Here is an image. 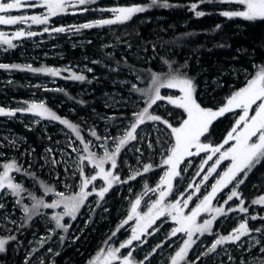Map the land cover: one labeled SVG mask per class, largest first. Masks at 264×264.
Returning a JSON list of instances; mask_svg holds the SVG:
<instances>
[{"label":"rangeland","instance_id":"374dc122","mask_svg":"<svg viewBox=\"0 0 264 264\" xmlns=\"http://www.w3.org/2000/svg\"><path fill=\"white\" fill-rule=\"evenodd\" d=\"M110 1L111 0H97L95 5H91L89 7L98 9L99 7L111 8L114 6H119V3ZM133 1L135 0H125L121 5L130 6V3ZM233 6L235 8L237 7L235 5ZM72 12L73 10L70 9L66 14H60L51 17L47 25H36L31 24V22L24 25H0V32L5 33L9 38L12 37V34L15 31L20 29L25 31H34L37 33V35L34 37L13 39V43L16 45V47L8 49L7 51L4 50L7 47L6 45L0 46V63L8 65L18 64L21 66L31 65L34 67L35 65L39 66L36 64L39 61L43 62L45 60H53V62H56L55 64L58 65L50 67L45 66V68H55L60 70V73L62 71L60 76L53 78L43 77L40 75L44 74L42 72L37 74L18 73L19 77H21L24 85L29 89V91L22 93L20 96L11 97L10 100H3L1 98L0 107L5 108V110H14L17 108L26 107L28 103L43 102L52 111L61 112L60 116L62 118H69L72 123L80 125L83 130L85 129L86 132L83 131L82 134L85 135L86 139H90L95 142V138L89 135V129L93 128L101 136L111 135L112 137H118L123 135L124 132L129 129L130 122L132 121V119H129L126 116H120L119 113L123 112L133 117V112L139 111L142 107V104L146 100V98L142 97L140 93L134 92L131 89V85L133 84L141 88L143 80L137 79V76H135L134 73L114 67L99 58H80L77 61L66 62V53L63 51V47L66 43L67 46L71 48L77 47L83 42H86V35L90 34L100 44L101 48L107 49L106 52L108 55H120L124 58L127 56L143 65L154 64L153 62H155V56H152L151 54V56L146 57L145 55L140 54L138 51H132L130 47L123 46V39L134 34L133 32L130 33V29L125 24L81 29L79 32L75 31V28L73 27L82 25L84 23L93 22L101 18H111L112 14L110 12H80L79 10H76L75 14H72ZM39 14H46V9L27 8L19 11H13L11 13V15ZM148 22L149 20L146 19L139 21V23L142 25ZM45 27L49 29V32L43 31ZM56 27H64L66 31L62 33L51 31ZM165 32L167 33V31L157 28V30L154 29L152 31V34ZM59 38H62V43H60L61 41L57 42ZM93 61H99V63H93ZM156 66L159 71L166 70L161 62H157ZM88 68L93 69V71L88 72ZM65 69H69L70 71H64ZM112 69L117 70L113 71ZM17 72L18 71L15 69H0V83L5 84L15 81ZM70 72L84 74L85 76L89 75L90 79L102 80L109 86L101 87L100 85H96L95 88H92L90 85H85L76 88L74 84H71L74 82V80L66 78L70 75ZM65 73L67 75H65ZM243 74L245 78L242 80V82H244L246 85L247 81L251 79V74L247 72H243ZM45 75L48 76L47 74ZM232 77L234 80L236 79V76ZM67 86H70L73 90L76 88L73 92L77 97H90V101L98 104L101 109L98 107H93L86 116L77 115V112L68 106V101H64L63 98L56 94L59 92V90H63ZM118 86L123 87L128 91L125 93L119 90ZM13 92L14 94H17L18 91L14 90ZM45 92L56 93L52 94V96H49L45 94ZM162 94L176 96L179 95V92L178 90L164 89L162 90ZM158 103L160 104V107L157 108L156 106H153L155 109L154 114L162 113L165 115L166 119H172V122H169L172 123L173 126H179L182 118H186V114H183L181 109H176L174 106L168 104L167 101H161ZM239 111L240 110L237 109L236 111L232 112L231 117L234 120L232 127L235 125V120L238 118L237 113ZM169 113L171 114L169 115ZM12 118L17 120V122L23 128L32 129L33 127H38V131L41 133L43 132L48 136V139L53 142L52 144H47L43 147L41 154L37 156L39 159H37V163L34 159L35 156L33 153L35 149H33L32 145L28 143L26 138L20 135L14 128L8 126L9 121ZM37 120H39L38 117H35L29 113L21 112H17V115L11 118L0 116V153H2V155H0V172L3 171V165L5 163L15 161L18 165H21L23 169H26L27 172L32 170L36 176L44 179L45 183L53 184V188L56 192H63L65 195L75 194L79 191L80 181L77 178L78 170L75 167L74 162L79 159V156L87 155L82 151L83 145L80 144L79 141H75L73 147H77L80 149V151L73 152L69 147V140L70 138L71 140H75V136L67 128H65V126L59 124L57 121L39 120V123H36ZM164 127L165 126L159 122H146L137 129L138 140L130 142L123 151V157L121 159L122 170L124 172L123 178L129 177L134 171L143 170V166L145 165V161H143V154H146L144 147H147L149 149L147 158H149L151 165H156L161 169L158 175H155L156 171H153L154 169L150 171V177L152 176L154 180L150 185L148 184L147 186L148 188H156L160 177L166 170V167L162 165V160L165 158L162 153L167 150L171 143L170 138L166 134L156 130ZM50 128H54V132H50ZM230 130H228V132ZM228 132L226 133V137ZM158 138L161 141L159 144L156 143ZM108 143L110 147L114 149L115 144H113L111 141H108ZM150 143L152 144L151 148L148 146ZM222 143L223 142L220 144ZM161 145H163V147H161ZM227 147H229V145H224V149ZM90 148L91 151L96 152L98 155L103 154V150L95 147L94 145L90 146ZM136 148H140L141 151L137 152ZM49 149L52 151L49 152ZM204 155L205 154L202 153L201 156L188 158L192 161V165L188 167L187 172L182 173V179L178 177L176 180H174L173 193L166 198V203L175 202V199L180 198V193H185L186 196L188 192L194 191V188L188 189V192H185V189L188 188V184L190 182L194 183L201 181V177L206 174L208 166L212 163L209 161V165H205V171L201 172L200 176L195 175V173L199 170L200 163L202 162L201 157ZM53 159L59 163L52 164L51 161ZM227 163V161L223 162L217 171L222 173V171L225 170ZM84 164L85 172L94 174L92 166L88 164L87 161H85ZM181 167L183 168L184 165L182 164ZM105 168L109 169L110 165L106 164ZM10 175L14 178V182L20 183L25 190H35L36 193L42 196L46 203H51L53 200L57 199L54 193L44 195V190L39 187L37 179L30 177L31 179L29 178L30 180H27L25 175L19 176L17 172H10ZM216 178L218 177L213 174V178H210L208 182H205L209 185L208 187H205L203 184L201 185L200 193H198L196 196H193V200L189 202L188 208L184 209L186 214H188L189 210L194 208L196 204L199 203V199H202L203 195H206L211 191L210 185L211 183L215 182ZM144 183L145 182L140 181L139 185ZM94 184L97 191L101 187L106 186L101 179H97ZM24 185L27 186L24 187ZM122 187H127L128 195L131 193H136L137 195L135 194V196H138L137 198H141V204L138 209V211L141 213L147 212L150 205L158 198V190L156 192H152L147 191L146 188L140 189L137 187L135 181L129 182L127 185H120V187H118L116 190L119 194L118 197L123 193L124 188ZM231 187L232 185H229L228 188L223 189L218 194L217 198L213 200V207H223L227 214H230V216H227L223 219L221 216L217 217V219L221 218V224L219 228L215 227L216 219L213 222L211 233H205L202 236L197 233L193 237L196 240V244H194L192 249L189 251V260H195L197 255L205 252L207 248L210 247V245L214 242V240L220 236L218 235L219 233L221 235H228L230 233L234 234L233 230L238 228L239 224L244 222L246 217H250L252 215L258 217V209L256 208H252L249 213L247 212L243 215L237 214L238 210L234 212L227 211L229 206L232 208H238L239 205V202L235 198L233 201H229L227 205L224 204L226 195L229 193V189ZM89 190H92V185L89 186ZM26 193L27 191H24L21 194L23 197L22 204H17L16 201L18 197L11 195V193L7 192L6 189L4 192H0V204L4 205L3 208H0V238L15 236L16 239H18L15 243L13 242L11 248V255L15 257L16 260L17 258H22L25 262L26 258H29V264H56V255L54 256V250L56 248L55 246H57L56 244L59 243L58 238L67 237L66 242L62 241L64 252L66 249L71 247L70 243L81 239L82 237L86 238L87 235L84 236V234H88L85 232L86 227L93 217L96 216V223L93 226L96 227L99 224H104L105 228H110L111 226V223L106 222V218L104 217V214L108 211V206H110L111 202L109 199L105 200V197L108 193H106L103 200H100L99 197L95 195V192H93V195L88 197L85 205L80 209V212L77 214V218L75 220H72L70 217H64L62 223L70 228V231L66 234V236L63 230L57 229L55 227V221L52 219L54 215L62 213L63 208H40L38 210L40 214H33L31 219H29L25 215L22 205H27L30 207L34 201ZM197 196H199V199H197ZM129 200L130 199L128 196H126L117 207L116 216H118L116 218L118 222H122L130 214L131 205L135 201H131V203H129L130 205H127ZM212 215H214V213H201V215L197 218V223H202L205 219H210ZM163 219L164 218L162 217L161 220ZM249 220L251 219H247V223L252 227V229L264 226V221L254 222L253 220V223L249 224ZM134 224V221H130L128 225H125L124 228L121 229L120 236L118 235L117 237L111 238L109 244L105 243L102 247L95 248L94 251H97L96 253L90 252L87 255H83L81 250L75 249V252L80 253L78 256H82L81 258L84 257V263L82 264H89L90 261L95 260L101 254L102 249L107 250L109 247H118L121 242L129 238L131 227H133ZM157 224H160V220L157 221ZM31 225L36 226L39 230L31 232L27 238V232L31 229ZM176 226L177 225L170 218H168L167 222L164 223L160 230L154 235L146 237L142 236L141 239H146L147 242L141 247L136 248V251L133 253L134 259L136 261L143 260L145 255L151 252V250L155 248L156 245L162 244V247L158 248L156 253L153 254L149 260L144 261V264H171V256L175 254V251L178 250V248L182 245L183 240L187 238L183 234H177V236L171 237V239H169L171 229ZM224 229L226 230V234L221 233L224 232ZM215 230L217 231L215 237L208 239L209 235ZM149 231H152V229H149ZM109 232L110 230L107 229L103 235L107 236ZM253 237L260 240L261 245H258L256 248H252L251 251H248L254 242ZM138 243L139 242H133V247H135ZM262 245H264V239L261 237L260 232L253 231V234L250 233L249 236H243L239 241L228 242L224 245L218 246L216 252L210 255L215 259L229 257L233 251V247H236L239 250L243 249V256L240 259V264H242V262L243 264H249L251 257L259 255L258 248ZM33 249H36V251L33 252ZM49 249H51V251H49ZM128 251L129 249H121V254H127ZM63 252L61 249V254ZM206 257L207 256H201L199 261H203ZM61 264H75V262L72 258L67 257L64 259L63 263L61 262ZM196 264H198V261H196Z\"/></svg>","mask_w":264,"mask_h":264},{"label":"snow or ice","instance_id":"6c2138e0","mask_svg":"<svg viewBox=\"0 0 264 264\" xmlns=\"http://www.w3.org/2000/svg\"><path fill=\"white\" fill-rule=\"evenodd\" d=\"M201 3L208 4H228L235 5L236 10L221 11L219 14L231 18H243L246 21H262L264 22V0H200ZM97 0H0V25H17V24H36L47 25L50 18L66 14L70 9L73 10L72 14H75L76 10L80 12L87 11H100L110 12L111 18H101L93 22L84 23L79 26H73L75 31L79 32L81 29H91L96 27H104L115 24H123L130 21L137 13H143L148 10L149 7L157 6L158 0H150L147 6H114L111 8H99L93 9L89 6L95 5ZM165 7L169 6L167 4ZM27 8H42L46 9V14L39 15H11L13 11H19ZM197 4L191 5V10L194 11L197 17H202L206 13L204 11H196ZM30 26V25H29ZM220 26L217 25V28ZM71 30V29H68ZM44 32H49V29L45 27ZM51 31L56 33L65 32L64 27H56ZM37 33L34 31H25L23 29L17 30L9 38L5 33L0 32V46L6 45L4 49H12L16 47L13 43V39H19L23 37H34ZM170 71L164 73L150 72V82L147 88H139L137 85H131V89L134 92L140 93L142 97H146L144 101L145 106L139 110L133 112V120L130 122L129 129L124 132L123 135L118 137H112L111 135L101 136L97 131L89 129L90 136L95 138V142L90 139H86L83 135V129L80 125L70 122L67 118L60 117L57 113L49 109L43 102L28 103L26 107L17 108L14 110H5L0 107V116L3 117H15L17 112L29 113L39 120L57 121L59 124L65 126L74 136L75 140H69V147L73 152H79L80 149L73 147L75 141H79L83 145L82 151L87 155L79 156V159L74 162L75 167L78 170L79 191L72 195H65L63 192H56L53 187H50L42 183L44 195L54 193L57 199L51 203H46L44 199L37 198L32 193H29V197L34 201L31 208L27 205L23 206L25 215L31 219L33 214H40L38 210L40 208L55 209L62 207V213H58L52 217L55 221V227L57 229H63L68 231V226L62 223L64 217H70L72 220L77 218V214L80 209L85 205L88 197L95 195L103 200L106 193L113 188L114 184L128 183V180H135L138 176H143L144 173H148L153 170L151 164H145L143 171H134L132 175L128 177V180H122L121 177L115 173L114 170L118 168L117 159L130 142L138 140L137 129L146 122H159L163 124L164 128L156 129L157 131L166 134L171 143L167 150L162 153L164 159L162 165L166 167L163 175L160 177L159 183L156 188H148L145 184L147 191L156 192L158 190V198L150 205L147 212L141 213L138 211L141 198H137L131 205V212L125 220H123L113 231L112 236H116L125 225H128L130 221H134L135 224L131 227V233L128 239L121 242L118 247H109L107 250H101V254L89 264H144L145 260L156 253L158 248L162 247V244L156 245L143 260L136 261L133 257V253L136 248L141 247L147 242L146 239H141L142 236H151L160 230L162 225L170 218L177 226L172 228L169 234L171 237L177 236V234H183L187 238L183 240L182 245L175 251V254L171 256V264H196V261L201 259V256H209L215 253L218 246L224 245L228 242L239 241L243 236H249L251 232L264 233V226L256 229H250L247 223V219L257 220L258 218L264 220V216L257 217L252 215L246 217L244 222L239 224V227L234 229V234L220 235L214 240V242L207 248V250L200 255H197L195 260H189L188 254L192 249V246L196 244V240L193 238L197 233L201 236L205 233H211L213 222L219 216L227 215V212L223 207H213V200L217 198L218 194L232 185L229 189V193L226 195L224 204H228L229 201H233L234 198L239 201L238 208H232L229 206L228 212L239 211L241 213H247L248 209L244 207V199L242 193L238 191L240 186L245 183L249 174L262 162H264V68H261L251 79H249L246 85L239 90L235 91L229 98L225 105L218 109L206 108L198 102L196 84L194 78L188 76L185 71L181 69L184 66H174V62L162 61ZM93 63H99V61H93ZM0 69L5 70H20L31 71L34 73H44L53 77L60 76V70L55 68H33L31 65L21 66L18 64H2L0 63ZM116 71L117 69H112ZM64 71H70L65 69ZM88 72H92L93 69L88 68ZM74 81L91 83V80L84 74H77L76 72H70V75L66 77ZM137 79H141L137 76ZM178 90L179 95H164L162 90ZM167 101L168 104L174 106L176 109H181L183 114H186V118H182L179 126H173L168 119L154 114L155 109L160 107L158 102ZM239 109L237 113L238 118L235 120V125L228 132L227 137L220 145H213L205 142L210 136V127L213 122L219 117L224 116L226 113H232ZM151 110V111H150ZM171 113H169L170 115ZM39 120L36 123H39ZM170 130V131H168ZM108 141L115 144L114 149L110 147ZM156 143H161L158 138ZM95 146L103 150L102 155H98L96 152L91 151L90 146ZM224 145H229L224 149ZM150 148L152 144L148 145ZM163 147V145H161ZM223 149V150H222ZM49 152L52 150L49 149ZM137 152H140V148H136ZM202 162L199 165V170L195 175L200 176L201 172L205 171V165H209V161L212 163L208 166L206 174L201 177L199 182H190L188 189L194 188V191L180 193V198L175 199L173 203H166V198L172 195L174 180L176 178H183L182 173L187 172L188 167L192 165V161L188 158L201 156ZM142 154V153H141ZM2 155V153H0ZM206 157V158H205ZM215 157V159H214ZM139 159V158H138ZM87 161L94 170V174L85 172V164ZM227 161L225 170L218 172L217 169L223 162ZM52 164L59 163L55 159L51 161ZM110 165L109 169L105 168V165ZM184 165L182 168L181 165ZM71 167V165H70ZM67 170V169H66ZM24 172L25 175H30L35 179V173H28L26 169H23L21 165H18L15 161L5 163L3 165V171L0 172V192H10L11 195L18 197L16 203L22 204L23 197L21 194L26 191L20 183L14 182V178L10 175V172ZM213 174L216 175L215 182L211 183V191L206 195H203L202 199H199V203L189 210L186 214L184 209L188 208L189 202L193 200V196H196L201 191V185L205 187L209 185L210 178H213ZM97 179L103 180L106 186L101 187L98 191L94 184ZM92 185V190H89V186ZM7 194V193H5ZM253 205H264V196L254 199L251 202ZM4 205L0 204V208ZM107 210V209H105ZM201 213H214L210 219H205L202 223H197V218ZM164 218L161 220V218ZM160 220V224L157 221ZM14 223V222H13ZM155 226V227H154ZM152 229V231H149ZM10 231V229H9ZM112 237H109L111 240ZM15 236H10L7 239L0 238V253L6 251V245L9 241L15 240ZM63 239V238H61ZM253 244L248 251L252 248H256L261 245V241L253 237ZM133 242H139L133 247ZM121 249H129L127 254H121ZM36 249H33L35 252ZM51 251V249H49ZM259 255L251 257L249 264H264V245L258 248ZM233 259L229 256V260ZM25 264H29V258H26ZM243 264V262H242Z\"/></svg>","mask_w":264,"mask_h":264},{"label":"trees","instance_id":"16d2710c","mask_svg":"<svg viewBox=\"0 0 264 264\" xmlns=\"http://www.w3.org/2000/svg\"><path fill=\"white\" fill-rule=\"evenodd\" d=\"M112 2L119 3V6H122V2L125 0H111ZM110 1V2H111ZM130 1V0H128ZM150 3V0H135L130 3V6H147ZM167 4L169 6L165 7ZM197 4L198 8L196 11H204L206 14L202 17H197L194 11L191 10V5ZM101 8V7H99ZM98 8V9H99ZM226 10H236L233 5L228 4H208L201 3L200 0H158L157 6L149 7L147 11L143 13H137L133 18L123 23L128 26L130 35L128 38L123 39V46L130 47L132 51H138L140 54L148 56H155V62L151 65H143L136 62L134 59L120 55H108L106 48H101L100 44L89 34L86 35V42L78 45L77 47L71 48L67 46V43L63 47V51L66 53V62L68 61H77L80 58H99L104 60L106 63L121 68L125 71H130L139 76L143 83L141 88H147L151 79L150 72L164 73L165 71H170L162 61L174 62V66H184L181 70L185 71L188 76L194 78L196 84V92L198 102L201 103L203 107L218 109L227 102L229 98L235 91L239 90L245 83L242 80L245 78L243 72L251 74V78L260 71L261 68H264V22L262 21H246L243 18H227L219 13ZM149 20L148 23L142 25L139 23L140 20ZM217 25L220 27L217 28ZM114 26H117L115 24ZM157 28L167 31V33H156L152 34L154 29ZM61 41V42H60ZM57 42L62 43V38H59ZM164 49V50H163ZM62 51V50H61ZM161 62L166 70L159 71L156 64ZM53 60H45L43 62H37L39 66H32L33 68H45V66H55ZM161 69V68H160ZM16 80L13 82L2 84L0 83V99L10 100L11 97L20 96L24 92H28L29 89L24 85L23 80L19 77L20 74L34 73L31 71H20L17 70ZM37 74V73H36ZM62 74V71H61ZM43 77H52L46 76L45 74H40ZM65 75H67L65 73ZM232 76H236L234 80ZM58 77V76H56ZM88 80H91V83L74 81L71 84H74L76 88L82 87L85 85H90L92 88H95L96 85L101 87H108L102 80H92L89 75H86ZM119 87V86H118ZM117 87V88H118ZM75 88V89H76ZM74 89V90H75ZM14 90H17V94H14ZM36 90V89H32ZM39 90V89H37ZM73 89L70 86L65 87L59 92H55L59 97L63 98L64 101H68L69 107L77 112V115L86 116L91 108H100L98 104L93 101H90V97H77ZM119 90L127 92V89L119 87ZM54 92H45V94L52 96ZM146 98V97H145ZM218 101V102H217ZM145 106V103L142 104L141 109ZM101 109V108H100ZM140 109V110H141ZM60 116L59 111H55ZM120 116H126L129 119H134L126 113L120 112ZM158 114V113H155ZM158 115L165 117L162 113ZM232 113H226L224 116L219 117L213 122V125L210 127V136L205 142L211 143L213 145H220L226 137V133L231 129L234 120L232 119ZM61 117V116H60ZM71 122V120L68 118ZM168 120L172 122V119ZM8 126L14 128L20 135L26 138L27 142L30 143L33 147L35 160L37 163L38 155L41 154L43 147L47 144H52L48 139V136L43 132L38 131V127H33L32 129L23 128L17 120L12 118L9 121ZM54 128H50V132ZM86 132V130L84 129ZM90 135V133H89ZM146 154H143L145 163L151 164L149 158H147V153L149 149L144 147ZM123 151L117 159L118 168L115 171L122 180H128V177L123 178L122 170V157ZM39 160V159H38ZM153 171H156L155 175H158L160 168L156 165H152ZM143 171V170H142ZM141 171V172H142ZM15 172V171H13ZM28 173H34L32 170ZM153 173V172H152ZM19 176L25 175L24 172L18 173ZM150 172L144 173L143 176H138L135 180H128L129 182L135 181L136 185L140 189L145 188V184H151L154 180L152 176L150 177ZM27 180H30L32 176L25 175ZM30 178V179H29ZM144 178V180H143ZM39 183V187L43 189L42 183L53 187V184L45 183L44 179L35 175ZM145 182L144 184L139 185V182ZM120 185H127V183L115 184L112 189L108 192L105 197V200H111L108 211L104 214L106 222H110V228H105L104 224H99L98 226H93L96 223L95 217L89 222L86 227L88 234L86 238L82 237L72 243L68 249L63 252L62 241L66 242V238H58V244L55 246L54 256L56 255L55 263L61 264L64 259L70 257L74 260L75 264L84 263V257L81 258L78 256L80 253L75 252V249L82 251L83 255L88 253H96L94 251L97 247H102L105 243H110L109 237H112L113 231L116 230L119 223L117 220V207L120 202L125 199L126 196L131 201H135L138 196H135L136 193L127 194V187H122L123 193L118 197L117 189ZM27 185H24V187ZM26 194L32 193L37 198H41L40 194L36 191L27 190ZM242 193L244 199V207L248 209V213L252 208H256L258 217L264 216V205H253L251 202L254 199H258L261 196H264V162L258 165L245 180V183L240 186L238 189ZM137 195V194H136ZM238 201V200H237ZM239 202V201H238ZM130 205V204H129ZM238 205V204H237ZM31 208V206L29 207ZM83 210V209H82ZM237 214H246L237 212ZM126 216V215H125ZM124 216V217H125ZM228 215L221 216L225 218ZM38 217V216H37ZM221 218L216 220L215 227L219 228L221 224ZM34 219V218H32ZM32 221V220H31ZM253 220H249V224H252ZM264 221L261 219L254 220ZM250 229L252 227L248 225ZM30 230L27 232L28 235L31 232L38 231L39 229L36 226H30ZM109 229L110 232L107 236H104L105 230ZM63 230V229H61ZM64 231V230H63ZM70 228L64 234L66 236L69 233ZM216 230L209 235L208 239L215 237ZM226 234V230L224 232ZM253 234V232H251ZM121 230L117 232L116 236H120ZM218 235H221L220 233ZM261 237L264 239V233H260ZM10 236L3 237L7 239ZM26 238V239H27ZM18 239L9 241L5 246L6 251L0 253V263L1 264H25L22 258L13 257L11 255L12 244L15 243ZM62 249V254H61ZM243 249H237L233 247L231 257L233 259L229 260V257L222 259H215L211 255L207 256L203 261H198V264H240V259L243 256Z\"/></svg>","mask_w":264,"mask_h":264}]
</instances>
